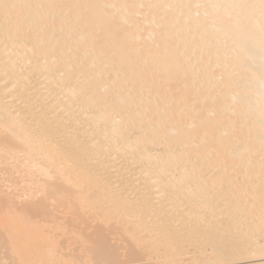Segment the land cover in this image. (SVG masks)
<instances>
[{"label":"bare ground","instance_id":"bare-ground-1","mask_svg":"<svg viewBox=\"0 0 264 264\" xmlns=\"http://www.w3.org/2000/svg\"><path fill=\"white\" fill-rule=\"evenodd\" d=\"M113 220L136 260L264 264V0H0V250L117 264Z\"/></svg>","mask_w":264,"mask_h":264},{"label":"rangeland","instance_id":"rangeland-1","mask_svg":"<svg viewBox=\"0 0 264 264\" xmlns=\"http://www.w3.org/2000/svg\"><path fill=\"white\" fill-rule=\"evenodd\" d=\"M161 148H158V150H160ZM158 150L156 151V152H158ZM155 153V152H154ZM89 218L91 217V215L90 216H88ZM121 220V219H120ZM91 220L89 219V223H93V226H94V224H96L94 221H92V222H90ZM121 221H119V220H113L112 222H110L107 226H105L106 227V230H107V233L109 232V236H108V238H110L109 239V241L107 242V243H109L108 245L111 247V245L112 246H114V247H116V249L118 248L117 246H119V249H117V255H118V263L117 264H122V262H123V264H160V262H162V260H160V259H157L156 258V256L157 255H155V254H153V255H151V256H147V254L146 253H141L140 251V248H138V246H136V247H134L135 249H133V251H135L136 249L139 251V255H137V260H136V257L135 258H132L131 256H132V247H131V244H129V242H131V241H129V242H127V241H125V240H123L122 238H120V236H119V238H118V236H116L115 234H113V230H114V228H113V225H115V224H119ZM77 225L78 226H80V227H82V228H84L85 230L87 229V227L85 226V225H83L82 223H80V222H78L77 221ZM109 226V227H108ZM108 227V228H107ZM82 228H81V230H82ZM83 229V230H84ZM91 229V228H90ZM90 229H88V230H86L85 232L86 233H83V235L84 236H86L85 234H88V233H92L93 234V232H92V230H90ZM120 231V230H119ZM118 231V232H119ZM1 232H2V230H1ZM95 232V231H94ZM123 232V231H122ZM2 233H4V230H3V232ZM95 233H97V232H95ZM94 233V234H95ZM113 235H112V234ZM124 233V232H123ZM92 234H89L88 235V237L87 238H89V237H92L91 239H90V242H91V240H93V241H96L97 242V240L99 239V235H97L98 237H96V235H94V237H93V235ZM120 234V233H119ZM89 239H88V241H89ZM118 239V240H117ZM60 240H61V238H60ZM64 240V241H63ZM63 240H61L62 242H63V244H61V246H59L61 249L63 248V247H65V246H67L66 245V243H65V240L66 239H64L63 238ZM67 241V240H66ZM92 241V242H93ZM95 242V243H96ZM71 243V245L69 246L70 248L67 250V252L65 251V253L66 254H69L70 252L72 253V255L75 257V260L77 259V261H80V258H78V257H80V256H82L81 254V247H79V242H77V243H75L74 241H72V242H70ZM94 243V242H93ZM93 243H91L92 245H93ZM94 243V244H95ZM67 244H68V242H67ZM113 244H115V245H113ZM63 245V246H62ZM108 245H107V247H108ZM81 246V245H80ZM90 246V243H88L87 244V247H89ZM132 246H135L134 244H132ZM81 248V249H80ZM109 248V247H108ZM104 249H106V248H104ZM110 250V249H109ZM111 250H113V249H111ZM129 250V251H128ZM137 250H136V253H138L137 252ZM116 251V250H115ZM0 252H1V254H0V264H16V262H18V260L17 261H15L14 259H13V256H11L10 254V252L9 251H7V247L5 248V247H2V249L0 250ZM69 252V253H68ZM81 254H80V253ZM71 253H70V255H71ZM78 253V254H77ZM116 253V252H115ZM129 253V255H130V253H131V256H129V255H127ZM135 253V254H136ZM71 255V256H72ZM79 255V256H78ZM92 255V254H91ZM116 255V254H115ZM120 256V257H119ZM197 256H198V254L197 253H195L194 252V250H193V248H189L188 247V249H187V252H186V254H185V256H183V257H179L178 259H175V260H177L176 262H174L173 264H189V261H193V260H195L196 258H197ZM131 257V258H130ZM73 258V257H72ZM83 258V257H82ZM82 258H81V262L80 263H82L83 264V260H82ZM117 258V257H116ZM127 258H128V261L129 262H125V261H127ZM149 258V259H148ZM151 258V259H150ZM74 259V258H73ZM133 259V260H132ZM148 259V260H147ZM193 259V260H192ZM131 260V261H130ZM257 260H260V261H264V258H260V259H257ZM76 261V262H77ZM121 261V262H120ZM18 264H20L19 262H18ZM79 264V263H78ZM100 264H102V262H100Z\"/></svg>","mask_w":264,"mask_h":264}]
</instances>
